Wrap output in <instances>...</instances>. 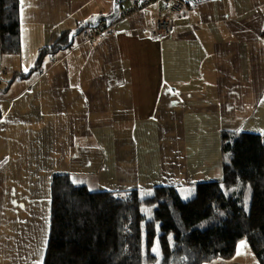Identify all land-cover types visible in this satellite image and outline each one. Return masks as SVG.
<instances>
[{
    "label": "crops",
    "instance_id": "1",
    "mask_svg": "<svg viewBox=\"0 0 264 264\" xmlns=\"http://www.w3.org/2000/svg\"><path fill=\"white\" fill-rule=\"evenodd\" d=\"M112 1L20 0V53L0 52V264L42 263L53 173L97 193L180 190L221 180L222 130L264 132V0H203L177 14L167 0L127 15L132 1L121 3L110 25L86 27L11 80ZM158 15L172 20L161 37ZM203 264L259 263L241 241L232 259Z\"/></svg>",
    "mask_w": 264,
    "mask_h": 264
},
{
    "label": "trees",
    "instance_id": "2",
    "mask_svg": "<svg viewBox=\"0 0 264 264\" xmlns=\"http://www.w3.org/2000/svg\"><path fill=\"white\" fill-rule=\"evenodd\" d=\"M19 9L20 0H0L4 55L20 53ZM85 28L80 22L62 32L11 80L29 77L46 55L68 48ZM221 153V180L197 182L188 199L174 185L97 193L82 178L53 173L41 264H203L232 259L241 241L264 264V132L222 130Z\"/></svg>",
    "mask_w": 264,
    "mask_h": 264
},
{
    "label": "built area",
    "instance_id": "3",
    "mask_svg": "<svg viewBox=\"0 0 264 264\" xmlns=\"http://www.w3.org/2000/svg\"><path fill=\"white\" fill-rule=\"evenodd\" d=\"M157 0H132V6L130 10H128L126 13L135 12L137 10H140L143 6L152 3ZM171 1L170 5V11L174 14L180 13L183 11V9L186 7L185 2L181 0H167ZM172 23V20L168 16L164 15H158L155 19V24L153 28V34L157 37H161L165 35L169 27Z\"/></svg>",
    "mask_w": 264,
    "mask_h": 264
},
{
    "label": "water",
    "instance_id": "4",
    "mask_svg": "<svg viewBox=\"0 0 264 264\" xmlns=\"http://www.w3.org/2000/svg\"><path fill=\"white\" fill-rule=\"evenodd\" d=\"M125 0H113L112 1V10L110 13L105 15H98L92 20L86 21L85 25L86 27H96L101 22H103L105 25H109L113 20H115L119 15L120 5ZM185 2V4L188 5H194L195 3L203 0H181Z\"/></svg>",
    "mask_w": 264,
    "mask_h": 264
},
{
    "label": "rangeland",
    "instance_id": "5",
    "mask_svg": "<svg viewBox=\"0 0 264 264\" xmlns=\"http://www.w3.org/2000/svg\"><path fill=\"white\" fill-rule=\"evenodd\" d=\"M130 1H132V0H125L124 2H122V4H126ZM194 185L195 184H189V185H187L188 187L180 188L179 192H180L182 198L189 197L192 194V192L195 191ZM189 190H192V192H189ZM250 195H251L250 187L247 185L245 190H243V201H244L245 207L249 204ZM205 225H206V222L203 221L202 226L204 227Z\"/></svg>",
    "mask_w": 264,
    "mask_h": 264
},
{
    "label": "bare ground",
    "instance_id": "6",
    "mask_svg": "<svg viewBox=\"0 0 264 264\" xmlns=\"http://www.w3.org/2000/svg\"><path fill=\"white\" fill-rule=\"evenodd\" d=\"M120 6H121V5H120ZM119 13H120V10H119ZM125 15H127V13H125ZM118 16H119V15H118ZM110 24H111V23H110ZM110 24H109V25H110ZM104 25H105V24H104ZM106 26H108V25H106Z\"/></svg>",
    "mask_w": 264,
    "mask_h": 264
}]
</instances>
